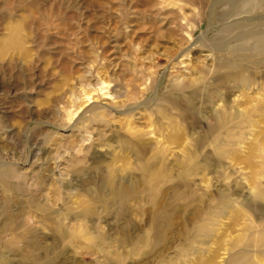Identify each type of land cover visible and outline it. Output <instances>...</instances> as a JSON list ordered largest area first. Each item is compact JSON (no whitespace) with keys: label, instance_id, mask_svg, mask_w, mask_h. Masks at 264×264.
I'll list each match as a JSON object with an SVG mask.
<instances>
[{"label":"rangeland","instance_id":"rangeland-1","mask_svg":"<svg viewBox=\"0 0 264 264\" xmlns=\"http://www.w3.org/2000/svg\"><path fill=\"white\" fill-rule=\"evenodd\" d=\"M253 2L0 0V264H264Z\"/></svg>","mask_w":264,"mask_h":264},{"label":"bare ground","instance_id":"bare-ground-1","mask_svg":"<svg viewBox=\"0 0 264 264\" xmlns=\"http://www.w3.org/2000/svg\"><path fill=\"white\" fill-rule=\"evenodd\" d=\"M248 1H252V0H248ZM253 1H254L253 5L255 4L256 1L258 2V5L256 6V8H254L255 10L264 6V0H253ZM249 6H251V4H249ZM231 15L236 16V15H239V14H235L234 13V14H231ZM263 26H264V24L262 25L261 28L256 29V30H252V28H251L250 31L247 32V33L246 32L239 33L238 38H242V42L240 44H238L237 46L229 47L228 48L229 52L233 53V54H237V55H239L240 53L247 52L251 56H260L262 58V62H263V65H264V27ZM13 36H15L16 38H14ZM18 42H19V39L16 36V32L11 33L10 37L7 38V44H8V46H11L10 49L15 48ZM248 43L251 44V45L249 46ZM221 49H223V47L218 48V50H221ZM1 53H3V52H1ZM250 66L255 67L254 64H252ZM227 68L231 69L232 72H233V71H236L237 65H228L227 64ZM176 89H177V86L175 85L174 86V90H176ZM181 89H182V87H181ZM178 91H180V90H178ZM247 99H248V97L246 96V100ZM248 102H249V99L247 101H244L243 103L247 104ZM263 104H264V99H263V101L261 103L260 102L256 103L257 108L258 109H262V111H263L262 113H264ZM228 114L229 113H227V115ZM247 115H249V112L247 113ZM228 116L232 117V115H228ZM261 117H262V120L264 121V115L261 116ZM225 121H227V117L225 115L221 116L216 121V127H215L214 131L217 132L218 129H221L222 127H225ZM228 133L229 132H227L226 134H228ZM184 152H185V149H184ZM152 155H153V153H152ZM185 155H186V153H185ZM154 158L155 159L157 158V160L160 159V157H158V155L155 156ZM184 160H185V157H184ZM182 163L184 164V162H182ZM156 171L155 170H151L150 171V175L156 173ZM0 174H1L0 178L3 181H7L11 176L13 177L12 173H7V174L6 173H4V174L0 173ZM258 242L264 243V233H262L261 236L258 238ZM237 260H239V258Z\"/></svg>","mask_w":264,"mask_h":264}]
</instances>
